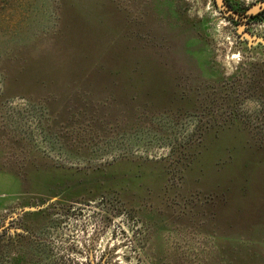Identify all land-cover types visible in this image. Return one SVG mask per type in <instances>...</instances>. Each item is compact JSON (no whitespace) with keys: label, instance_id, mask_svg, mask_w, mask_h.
<instances>
[{"label":"rangeland","instance_id":"obj_1","mask_svg":"<svg viewBox=\"0 0 264 264\" xmlns=\"http://www.w3.org/2000/svg\"><path fill=\"white\" fill-rule=\"evenodd\" d=\"M227 17L0 0V226L54 263L264 264V14Z\"/></svg>","mask_w":264,"mask_h":264},{"label":"flooded vegetation","instance_id":"obj_2","mask_svg":"<svg viewBox=\"0 0 264 264\" xmlns=\"http://www.w3.org/2000/svg\"><path fill=\"white\" fill-rule=\"evenodd\" d=\"M224 2L234 13H244L243 11H235L229 3L225 0ZM262 14H264V9L244 19H254ZM227 18L232 21L242 20L233 18L232 16H228ZM43 216L47 218L48 214H43ZM49 221H52V219L48 218L47 221L45 219L46 224H49L52 228H56L59 225V223H48ZM35 222L37 221L20 220L16 227L14 226V229L9 230H5L3 226H0L2 229L0 230V264H62V261H56L55 263L51 261L48 256L49 251L46 248H44L45 254L42 256L41 250L39 249L40 246L37 245L40 239H35L40 237L42 230H34L33 227L36 226Z\"/></svg>","mask_w":264,"mask_h":264},{"label":"water","instance_id":"obj_3","mask_svg":"<svg viewBox=\"0 0 264 264\" xmlns=\"http://www.w3.org/2000/svg\"><path fill=\"white\" fill-rule=\"evenodd\" d=\"M220 8L223 12H225L226 15L228 16H232L233 18L236 19H244V18H249L252 15H255L257 13H259L260 11H262L264 9V1L258 3L257 5L251 7L250 9H248L246 12H244L243 14H238V13H234L233 11H231L228 6L225 4L224 0H217Z\"/></svg>","mask_w":264,"mask_h":264},{"label":"trees","instance_id":"obj_4","mask_svg":"<svg viewBox=\"0 0 264 264\" xmlns=\"http://www.w3.org/2000/svg\"><path fill=\"white\" fill-rule=\"evenodd\" d=\"M223 183V182H222ZM218 188L221 190L222 196H228L229 189L222 187V184L218 186ZM215 192L211 193V195H214Z\"/></svg>","mask_w":264,"mask_h":264}]
</instances>
